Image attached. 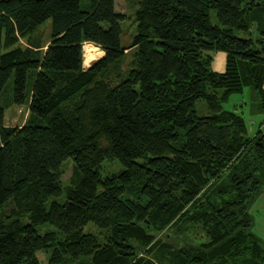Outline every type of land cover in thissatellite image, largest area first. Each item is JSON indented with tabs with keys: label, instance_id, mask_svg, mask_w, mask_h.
<instances>
[{
	"label": "trees",
	"instance_id": "1",
	"mask_svg": "<svg viewBox=\"0 0 264 264\" xmlns=\"http://www.w3.org/2000/svg\"><path fill=\"white\" fill-rule=\"evenodd\" d=\"M130 3L124 46L115 0H0V264H264V132L223 107L251 88L264 111V0ZM105 159L124 168L101 178Z\"/></svg>",
	"mask_w": 264,
	"mask_h": 264
},
{
	"label": "rangeland",
	"instance_id": "2",
	"mask_svg": "<svg viewBox=\"0 0 264 264\" xmlns=\"http://www.w3.org/2000/svg\"><path fill=\"white\" fill-rule=\"evenodd\" d=\"M115 8L117 11L122 12L126 15L124 19L120 21L121 27V44L129 45L135 33V21L133 18V9L130 3V0H115ZM212 18H214V13H212ZM252 29V33L256 35V31ZM39 32L41 33V38L46 42L50 34V20L45 21L39 26ZM240 35L245 36L244 32H241ZM23 42V41H22ZM4 51L3 48L0 49V53ZM83 52V67H88L94 60L103 55V51L100 47L95 46L92 43L85 42L82 46ZM126 55V62L128 61L129 53ZM84 57L88 58L90 62L84 64ZM127 64L124 65L126 68ZM12 83L11 79L7 84L8 93L12 94ZM223 107L227 110H234L239 113L246 121L248 135H253L260 127L264 132V111L260 107V97L251 89L247 88L243 93H234L230 95L229 99L224 102ZM28 117L27 106H18L10 105L5 110L4 123L6 125H21ZM73 160L69 157L66 158L60 168H61V178L62 186L70 184V177L73 173ZM123 165L117 160H103L100 165V176L104 178L109 175L117 174L123 169ZM65 198L64 192L58 197H55V200L62 202ZM53 199H49V202ZM252 226L251 231L254 232L264 243V184L260 189L258 196L253 199L252 204L249 208ZM91 225H88L86 229H89ZM39 231L45 230H54L55 228L50 224H44L38 227ZM37 257L42 263H46L48 259V252L40 250L37 252Z\"/></svg>",
	"mask_w": 264,
	"mask_h": 264
},
{
	"label": "crops",
	"instance_id": "3",
	"mask_svg": "<svg viewBox=\"0 0 264 264\" xmlns=\"http://www.w3.org/2000/svg\"><path fill=\"white\" fill-rule=\"evenodd\" d=\"M225 66V54L223 52H216L212 62V68L215 71H222Z\"/></svg>",
	"mask_w": 264,
	"mask_h": 264
},
{
	"label": "bare ground",
	"instance_id": "4",
	"mask_svg": "<svg viewBox=\"0 0 264 264\" xmlns=\"http://www.w3.org/2000/svg\"><path fill=\"white\" fill-rule=\"evenodd\" d=\"M90 62V60H88V58L84 57V64H88Z\"/></svg>",
	"mask_w": 264,
	"mask_h": 264
}]
</instances>
